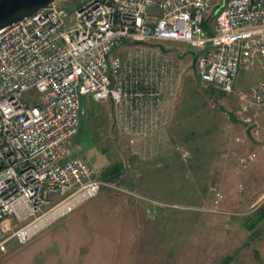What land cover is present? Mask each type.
<instances>
[{
	"label": "built area",
	"instance_id": "obj_1",
	"mask_svg": "<svg viewBox=\"0 0 264 264\" xmlns=\"http://www.w3.org/2000/svg\"><path fill=\"white\" fill-rule=\"evenodd\" d=\"M60 1L0 29V252L12 239L27 243L100 188L120 190L72 150L82 96L120 106L147 84L113 54L121 42L187 45L197 52L199 83L224 94L240 69L258 65L260 78L237 95L245 133L264 134V0ZM29 90L38 104L27 103ZM255 157L239 156L238 166ZM223 198L213 193V211L242 215L222 209Z\"/></svg>",
	"mask_w": 264,
	"mask_h": 264
},
{
	"label": "rangeland",
	"instance_id": "obj_2",
	"mask_svg": "<svg viewBox=\"0 0 264 264\" xmlns=\"http://www.w3.org/2000/svg\"><path fill=\"white\" fill-rule=\"evenodd\" d=\"M74 2L60 1L63 5ZM187 49L178 42H121L113 50L130 78L135 75L143 83L155 80L158 84L165 79V89L174 97L166 103L171 118L156 133L169 136L166 158L152 172L158 173L160 181L147 176L158 167L156 162L144 161L143 147L132 144L141 133L130 129L131 119L124 117L120 124L113 121L112 113L119 105H105L110 113L105 118L96 113V120L89 107H83L73 152L85 146L82 157L100 179L109 167L120 163L122 173L114 181L120 190L102 187L27 243L8 241L5 252H0V264H227V257L235 264H264V219L253 230L244 224L257 215L264 200L244 202L250 163L241 168L237 162L249 152L264 158V134L254 140L245 133L237 95L260 78L259 67L240 69L232 93L221 95L214 90L209 94L196 77V58ZM24 96L28 104H38L35 90ZM92 107L102 109L94 102ZM258 185H264V173ZM215 191L223 193L222 209L242 215L213 211ZM56 234L66 237L64 248L63 243L49 242L47 247L37 242L41 236Z\"/></svg>",
	"mask_w": 264,
	"mask_h": 264
},
{
	"label": "crops",
	"instance_id": "obj_3",
	"mask_svg": "<svg viewBox=\"0 0 264 264\" xmlns=\"http://www.w3.org/2000/svg\"><path fill=\"white\" fill-rule=\"evenodd\" d=\"M146 82L147 84L145 86L137 85L136 90L138 91V93H131L130 96L126 97L123 101V104L119 106L116 111H113V116H110H112L115 123L119 124L120 122H123L124 117L125 120L131 119L132 122L130 129L132 131L141 133L140 137L135 138L132 144H135L137 147H143V152L140 153L146 154L145 156H143L144 161H149L152 163L156 162V166L158 167L151 169V173L147 176L155 177V179H157V182H159L160 177L158 173L155 175L152 174V172L153 170H159L162 159L164 160L166 158V154L164 151L165 146L169 143V141H167L169 139V136L167 134L166 138H163L157 134L160 133V129H164V125L169 122L171 118V110L166 109V103H170L172 99L174 100V97L171 96L170 91L165 89L167 83L165 79H162V81L159 82V84H161L162 86H160L155 80H146ZM138 87H140V89H137ZM93 102L101 105L102 109H94L92 107ZM107 104H110V100L96 101L90 96H82L81 112L83 107L86 108V106H88L90 113L92 115H95H93L94 119L98 116L97 114H102V118H105L106 114L110 113L108 109L106 111V108H104ZM103 122L104 119L100 121L101 124ZM97 123L98 122L96 121V124ZM241 138L243 139L244 136H241ZM82 152H85V146H81V148H78L73 152V155L82 157ZM260 156L261 155L256 156L249 162L250 165L248 167V171L250 172L245 181L246 187L243 193L244 195L242 197L244 199V202L264 200V185H258L260 175L264 173V158H261ZM76 223L80 225L79 227L83 226L81 221H78ZM39 238L40 239H38L37 242H42L43 245H46L47 247L51 246V243L49 242H57L61 243V245L63 243L62 247L64 248L67 242L66 237H64L62 234H56L55 236L46 235Z\"/></svg>",
	"mask_w": 264,
	"mask_h": 264
},
{
	"label": "water",
	"instance_id": "obj_4",
	"mask_svg": "<svg viewBox=\"0 0 264 264\" xmlns=\"http://www.w3.org/2000/svg\"><path fill=\"white\" fill-rule=\"evenodd\" d=\"M56 0H0V29L27 16ZM187 53L196 58L197 52L189 49Z\"/></svg>",
	"mask_w": 264,
	"mask_h": 264
},
{
	"label": "trees",
	"instance_id": "obj_5",
	"mask_svg": "<svg viewBox=\"0 0 264 264\" xmlns=\"http://www.w3.org/2000/svg\"><path fill=\"white\" fill-rule=\"evenodd\" d=\"M204 90L207 93H212L215 89L211 86H206V88H204ZM217 93L219 94H224L221 91H217L215 90ZM231 120L235 121L236 119L233 117V115L231 114ZM122 173V169H121V164L117 163L112 165V167H109L108 170L105 171V173L103 174V180H110L111 182L117 181ZM254 216V215H253ZM249 217L247 219L244 220V224L246 226L247 229L249 230H253L255 228V225L262 221L264 219V206L257 212V215L255 217ZM255 231H253L252 233H254ZM231 260L230 257L225 258V263H228Z\"/></svg>",
	"mask_w": 264,
	"mask_h": 264
},
{
	"label": "flooded vegetation",
	"instance_id": "obj_6",
	"mask_svg": "<svg viewBox=\"0 0 264 264\" xmlns=\"http://www.w3.org/2000/svg\"><path fill=\"white\" fill-rule=\"evenodd\" d=\"M191 49V48H190ZM189 49H187L186 51H188ZM193 50V49H192ZM192 58H193V56L191 55V54H189Z\"/></svg>",
	"mask_w": 264,
	"mask_h": 264
}]
</instances>
